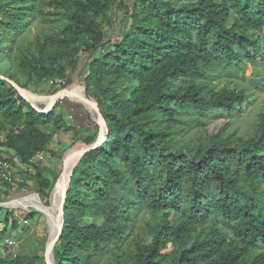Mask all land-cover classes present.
Masks as SVG:
<instances>
[{
    "label": "trees",
    "instance_id": "16d2710c",
    "mask_svg": "<svg viewBox=\"0 0 264 264\" xmlns=\"http://www.w3.org/2000/svg\"><path fill=\"white\" fill-rule=\"evenodd\" d=\"M117 11L125 32L107 40ZM263 70L264 0H0V75L54 95L78 73L106 129L71 176L54 264H264ZM70 108L40 112L0 79V203L7 162L51 205L58 175L38 158L60 157L62 130L100 133ZM42 214L0 206V244ZM29 234L42 249L0 264H49V238Z\"/></svg>",
    "mask_w": 264,
    "mask_h": 264
},
{
    "label": "rangeland",
    "instance_id": "374dc122",
    "mask_svg": "<svg viewBox=\"0 0 264 264\" xmlns=\"http://www.w3.org/2000/svg\"><path fill=\"white\" fill-rule=\"evenodd\" d=\"M131 1V0H128ZM118 14L116 16V36L114 35H110L109 30L106 31V39H111V40H117V39H121L123 33L125 32L124 29V19H125V15L122 12L117 11ZM127 21V20H125ZM86 57V56H85ZM84 59V57H83ZM252 73H257L256 70H253V68L249 69V72L245 75L246 77V82L249 83V79L252 76ZM263 74H264V70H263ZM74 79V83L71 84L68 87H75V90H81V92H85L87 91L86 85L84 83V80L82 77L79 76L78 73H76L73 77ZM66 87V88H68ZM28 92V97H30L31 101L34 102L38 107L40 106H44V108L47 106L48 102H49V98L52 95H48L45 92H43L39 87L35 86V85H31L30 89ZM263 98H264V94ZM68 100V101H66ZM59 101H64V104L67 107H72L73 110H75L76 112H67L66 111V119L68 120V122L70 124H74V122H76L77 125H79L81 128H87L90 123L85 115V113L87 112V107L84 105V103L77 99L74 96H69L63 99H60ZM58 101V102H59ZM57 102V103H58ZM56 103V104H57ZM74 106V107H73ZM43 108V109H44ZM70 110H72L70 108ZM89 114V113H88ZM241 117H246V113H244L243 115L239 116V118ZM244 119V118H242ZM241 119V120H242ZM228 119L224 118V119H218L216 121H214L212 124H210L208 126V131L210 134H212L213 132H217L219 131L223 126H225L228 123ZM75 132L73 130H69V131H61L60 133H58L57 135H55L53 143H52V148L54 150L57 151L58 155L60 157H55L53 155L50 154H43L42 158H38V160L41 163L44 164H49L51 165L54 170L56 171V174L58 175V178L55 182V187L52 190V194H51V205L48 206L50 207V212L47 211L48 215L51 216L52 222L56 223L55 217L58 215V209L57 206L59 204V187H58V181L59 178L61 176V174L63 173V171L65 170V167L67 166L68 169H71L78 161L80 155L78 156H72L71 152L76 151L79 148L74 149L76 146L82 145L80 141H78V138L75 136ZM80 137V136H78ZM74 149V150H73ZM72 150V151H71ZM75 157V158H74ZM15 162H17V164L19 165V159L16 158ZM31 172H34V169L30 166L29 167ZM25 170V169H24ZM10 172L12 173V181L10 183V186L6 185V192H4L2 194V198L4 202H13V201H18V200H24L25 202H30L32 204H34L37 201H41L42 199L40 198V196L36 193V191L34 190V182L33 181H29L28 183L25 182L26 179V174L24 172H20V170L18 169V167L16 168H10ZM52 180V178H51ZM28 186H27V185ZM4 183L0 181V188L2 189ZM29 185H31L32 187H29ZM6 208H10L12 209L14 215L20 220L21 223H26V217L28 216V213L30 212L31 206H27L26 204H20L19 202H16L13 206H8ZM53 213V214H52ZM51 223L48 219V216L43 213L42 215L38 216V220L36 221L35 224L32 225V229L30 230V234L29 233H24L21 231L22 229V224L20 225V227L18 228V233H17V239L16 240H6L5 242V246L7 245V248L3 245L0 244V257L2 258H6L7 261H10V255H14L17 252H19L20 250H35V249H42V247L40 246V241L39 239H37L36 236L31 237L28 236L32 235V232L34 231V229L38 230V232L40 233L41 236H45L48 237L50 239V236L52 234L53 228L51 227ZM4 227L3 223H0V230H2ZM37 227V228H36ZM10 241L12 243H10ZM23 244V246H22ZM47 244V243H46ZM47 256L49 261H51V263H54L53 261V251H47Z\"/></svg>",
    "mask_w": 264,
    "mask_h": 264
},
{
    "label": "water",
    "instance_id": "95a60500",
    "mask_svg": "<svg viewBox=\"0 0 264 264\" xmlns=\"http://www.w3.org/2000/svg\"><path fill=\"white\" fill-rule=\"evenodd\" d=\"M0 79H4L6 81H9L15 87V89L20 93V95H22L35 109H37L38 111L43 112V113H50L54 109L56 103L60 99H63V98L69 97V96H74L77 99L81 100L84 103V105L87 107V112L89 113L92 122H94L95 124L100 126V133H99V137H98L97 141L92 143V144H89V145L82 144V146H84V150L81 152L77 163L71 169H68L66 166L65 170L63 171V173L61 174V176L59 178V181H58L59 204L57 206L58 215L54 216L55 220H56V228L52 231V234H51L50 239H49L47 246H46V252L47 251H53V248H54L55 244L57 243V241L59 240V238L63 232V229H64V206L66 203V198H67V193H68V189H69V184L71 181V176L74 173L76 166L78 165L79 161L84 156V154L86 152H88L90 149L98 147L104 143V141L106 140V129H105V126L101 120V117L99 116L98 111H97L94 103L92 102L90 96L88 95L87 91H85V92H81V91L74 92V91H70L71 87L62 89L49 98V102L44 109H40L34 102H32L29 98H27L24 95L23 92L28 91L27 89L20 87V85H18L15 81H12L5 76L0 75ZM16 202H19L20 204L23 203V204H26L27 206L34 207L38 211H41L42 213H45V214L47 213V211L50 212V207L45 206L44 203L41 201H38L39 205H36V204H32L30 202H25L24 200H18V201H13L11 203L10 202L0 203V206H2V207L13 206ZM50 214H51V212H50ZM46 258H47V261L49 264H54V263H51V261H49L47 253H46Z\"/></svg>",
    "mask_w": 264,
    "mask_h": 264
},
{
    "label": "built area",
    "instance_id": "2783aa9c",
    "mask_svg": "<svg viewBox=\"0 0 264 264\" xmlns=\"http://www.w3.org/2000/svg\"><path fill=\"white\" fill-rule=\"evenodd\" d=\"M59 83H62V84H65V81L64 80H61V79H56V80H51L50 81V84H59ZM42 156H40L39 158H41ZM10 164L7 163V162H4L2 164V170H1V174H2V177H4L9 183H11L12 181V173L10 172ZM10 243H12L10 241Z\"/></svg>",
    "mask_w": 264,
    "mask_h": 264
},
{
    "label": "bare ground",
    "instance_id": "6f19581e",
    "mask_svg": "<svg viewBox=\"0 0 264 264\" xmlns=\"http://www.w3.org/2000/svg\"><path fill=\"white\" fill-rule=\"evenodd\" d=\"M70 91H74V92H78V91H81V90H75V87H72V88H70ZM28 92H29V90L28 91H24L23 93H24V95L27 97V98H29L30 99V97H28ZM31 100V99H30ZM76 148H79V149H77L76 151H73V152H71V155L72 156H78V155H80L81 154V152L84 150V146H82V145H79V146H76L74 149H76ZM73 149V150H74ZM72 151V150H71ZM75 158V157H74ZM39 202L37 201V202H35L34 204H36V205H39L38 204ZM58 211V210H57ZM46 215L48 216V219H49V221H50V223H51V227L53 228V230L56 228V223H53L52 222V219H51V216L50 215H48V213H46Z\"/></svg>",
    "mask_w": 264,
    "mask_h": 264
}]
</instances>
